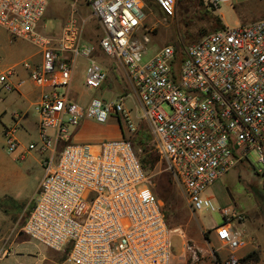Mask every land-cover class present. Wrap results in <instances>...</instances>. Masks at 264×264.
<instances>
[{
  "label": "built area",
  "instance_id": "2783aa9c",
  "mask_svg": "<svg viewBox=\"0 0 264 264\" xmlns=\"http://www.w3.org/2000/svg\"><path fill=\"white\" fill-rule=\"evenodd\" d=\"M75 5L82 0H65ZM165 18L175 16L177 0H153ZM215 8L229 0H206ZM90 15L72 12L58 35L39 31L47 0H0V27L13 39L40 49L39 64L22 63L28 79L42 89L34 106L38 118L39 152L61 143L56 163L45 162L33 208L22 232L41 246L69 249L72 264H171L170 229L163 204L150 190L145 170L132 141L126 137L98 144H71L69 130L83 120L99 124L115 116L123 131H137L134 117L146 122L155 149L193 213L219 211L223 219L213 231L227 256L210 251L215 264H240L237 251L246 240L233 228L227 208L216 209L202 193L250 153L264 166V19L245 26H225L184 48L174 69V48L162 47L142 63L149 37L137 34L146 19L144 0H86ZM94 19L102 35L103 54L118 61L133 94L114 100L91 98L86 106L69 99L74 65L86 58L85 88L102 87L106 71L92 60V47L83 39ZM0 75V86L12 90ZM65 90L59 93L58 90ZM135 101V111L127 109ZM166 103L171 113L162 105ZM135 115V116H134ZM3 130L4 148L19 147L21 120ZM36 145H29L32 150ZM193 261L198 250L187 247ZM7 251L0 253L5 255Z\"/></svg>",
  "mask_w": 264,
  "mask_h": 264
},
{
  "label": "rangeland",
  "instance_id": "374dc122",
  "mask_svg": "<svg viewBox=\"0 0 264 264\" xmlns=\"http://www.w3.org/2000/svg\"><path fill=\"white\" fill-rule=\"evenodd\" d=\"M47 1V11L41 21L42 26L39 29L44 34L58 35L72 12H75L78 16L81 15L82 18H86L90 15L86 0H82L75 5L65 0ZM145 3L146 19L137 34V37L143 34L149 37V43L146 46L142 63H145L166 45H171L173 48H176L178 45H181V47H188L198 43L205 36L225 26L234 28L249 25L264 19V0H229V2L221 4L218 8L210 6L206 0H177L175 16L173 18H165L158 10L153 0H147ZM101 35L102 31L98 22L94 19H90L84 27V41L88 44L92 43L98 45ZM21 45L28 48V52L31 54L37 51V49L28 42L19 39H11L9 35L0 28V62L2 67L12 66L14 63L21 61V56L7 55L8 53L13 54L15 49ZM86 65L87 62L85 60L81 58L77 59L70 87V100L72 99L73 101L84 103L91 97H102L103 100L108 101L117 99L122 95L133 94L128 82L124 78L122 67L119 65L118 61L114 59L112 61V67L119 85L115 98H112V90H110L111 88L108 86L93 91L87 90L84 86ZM108 83L106 84L108 85ZM64 91L65 90L62 89L58 90L59 93H63ZM9 94L11 93L4 92L3 90L0 91L1 98L6 96L4 103H0V111L4 106L8 105ZM125 106L132 112L135 111L134 100H129L125 103ZM17 109L18 106L10 105V107H7L5 114H3V116L6 117L5 121L8 120L9 114L19 112L15 111ZM162 109L166 113H171V108L166 103L162 105ZM32 112V114H34V111ZM34 115L36 116V114ZM134 122L136 123L137 131L134 133L124 131V137L130 139L134 143L136 153L142 163H144L143 165L148 177L150 190L163 204V209L168 221L167 225L171 231V264H215L214 259L210 255V251H216L219 246L218 243L216 244L212 235L214 227L223 223L219 211L192 212L185 201L182 190L173 181L171 175L166 170L165 164L158 156L155 149V138L149 125L137 117H134ZM82 123L83 128L87 131V136H90V139L84 142V144H98L104 141L116 140L113 134L119 132V128L123 127L117 122L115 116L108 117L103 124H99L93 120H83L78 127L69 130V143H75L72 138L73 132L78 129ZM34 132L23 137L21 141L25 146H28L30 143L36 145V147L31 150V154L37 158V152L39 151L38 145L40 142L38 135L36 136ZM49 135L52 137V144L55 139L50 131ZM17 136L20 137V132L17 133ZM58 155L59 153L55 154L53 158L50 157L49 153L40 155L42 157H38V160H43V157L47 159L43 160L42 169L38 164L23 161V159L21 160L17 151L14 153L7 152L4 148L3 133L1 135L0 132V181L6 188L10 189L11 192L19 193L23 197L30 195L33 193L41 177L42 170L44 171L45 162L53 160L54 163H56ZM262 171H264V166L256 162L255 154L250 153L243 165L239 164L227 174L217 179L202 193V197L211 200L216 209H224L227 207L243 209L248 213L250 219L256 222V213L260 207H264V173H261ZM36 197L37 194L35 193L29 204L27 213L24 214L23 218L18 222L17 228L10 235L12 239L14 237H17V239H28L22 230L19 231V228L25 224L33 208V200L35 201ZM10 221L11 222L8 223L12 226V224H14V219H10ZM206 233L211 235L210 241L209 238L205 236ZM9 244L10 243L7 242L3 247L0 246V253H3L5 250L7 251L5 257H7L11 251V249H9ZM28 246H30V244ZM189 246L198 250V260H192L190 252L187 249ZM22 247L25 248L27 246L25 243L20 245L19 253L22 254L24 258L27 260L29 259V261L32 258H36L35 252H27L26 249H21ZM51 251L56 252L53 250ZM56 253H60L62 260L66 259L68 261L66 264H72L68 260L67 250ZM224 253H227V251H220L219 255L224 256ZM207 258L208 260H205Z\"/></svg>",
  "mask_w": 264,
  "mask_h": 264
},
{
  "label": "crops",
  "instance_id": "0c3cea01",
  "mask_svg": "<svg viewBox=\"0 0 264 264\" xmlns=\"http://www.w3.org/2000/svg\"><path fill=\"white\" fill-rule=\"evenodd\" d=\"M80 17L82 16L80 15ZM3 31L5 30L3 29ZM5 33L7 32L5 31ZM7 35L9 34L7 33ZM9 37L12 39L10 35ZM25 42H28V41H25ZM28 43L33 45L37 49V51L31 54L28 52V48L21 45L15 49V52L13 54L12 53L7 54L8 56L9 55H17L18 57L21 56L22 57L21 61L14 63L12 66H3V67L1 66V62H0V75L10 70H12L13 72V74L8 78L9 83L12 85V90L10 92H7V93H11L9 94L10 96L8 97L9 103L7 106H4V108L0 111V132L2 135L4 128L12 126L13 124V120H12L13 113L9 114V118L7 121H5L6 117L3 116V114H5L6 112L7 107H10V105L18 106V109L15 111H19L22 117L19 122V129L16 132V138L18 137L17 140L20 144L17 149V154L18 156H20L21 160L23 159V161H28L30 163L33 162L35 164H38L43 169V166H42L43 160H47V159L43 157V160H38L37 158L42 157L40 155H44V153H49L50 157L53 158L55 154H58L61 151L62 145L61 143L56 142L54 140V142H52L51 147L48 150H46L45 152L38 151L37 152L38 157L36 158V156H32L31 150L28 149V146L31 145L32 143H30L28 146H25L23 145L21 141L23 137L28 136L29 133L34 132V131H35L34 133L36 134V136L38 135V139H39L38 118H37V115L36 116L34 115L35 112L34 114H32L33 113L32 111H34V106L37 104V102L39 101L41 97L42 89L36 87L28 79V74L22 67V63L29 62L31 65L39 64L41 62L42 55H41L40 49H38L31 42H28ZM89 45L92 47V50H93L92 60H94L107 73V79L105 83L102 85V87L108 86L109 88H111L110 90H112V94H113L112 98H115L119 85L117 83L118 79L115 75V71L112 67L113 59L108 58L107 56L103 54V52L101 51L99 47V43L98 45H95L92 43ZM81 59L85 60L88 65L89 60H87L86 58H81ZM73 73H74V70H73ZM72 80H73V74H72ZM72 80H71V83H72ZM108 80H109V83H108ZM106 83H108V85ZM70 87H71V84H70ZM70 87L67 90L68 97L70 96V93H71ZM0 91H2L1 86H0ZM90 99L85 101L84 103H81L79 101H73L72 99L71 100L82 106H86L89 103ZM100 99H102V97ZM4 100H6V96L2 98L0 97V103H4ZM128 101L129 100H127L126 102ZM49 131L51 135H54L53 130H47L48 135H49ZM19 132H20V137L17 136V133ZM86 132L87 131L83 128V123L78 129L74 130L72 138L74 139L75 144H84V142L90 139V136L88 137ZM113 135L115 139H120L125 136V132L121 128H119V132H116ZM263 151H264V145H263ZM245 162L246 161H243L239 164L243 165ZM261 173H264V171H262ZM43 174H44V171L42 170L41 177L38 180L33 193L25 197H23L19 193L11 192V190L6 188L0 181V201H2L4 204L3 209L0 208V246L3 247L5 244H7V242H9L10 243L9 249H11L10 254L7 257H5L6 254L1 256L0 264H66L68 262L66 259H63V260L61 259L60 253L52 252L51 250L41 246L40 244L36 243L30 238L17 239V237H14L12 239L10 237L13 231L17 228L18 222L23 218L24 214L27 213L29 204L33 196L38 190ZM227 209L230 211V214L234 216L237 215L240 217L239 221L233 218L231 221V225L233 226L234 229L239 231L242 237L246 240V246L238 250L236 253V255L242 261L241 264H249V263L250 264H253V263L254 264H264V207L263 208L260 207L258 212L256 213L255 215L256 222L252 221L248 213L243 209L228 208V207ZM10 219H14V224H12V226L8 223V222H11ZM22 229H23V226L19 228V231ZM206 235L210 241L211 235L209 233H206ZM212 235L215 239L216 244L217 243L219 244L216 250L218 257L221 259L225 258L227 256V253H224V256H220L219 252L227 251V250L222 247L220 242L217 241L214 231H212ZM29 240H31L32 242ZM23 243H25L27 247L25 248L22 247L21 249H26L27 252L29 251L35 252L36 258H32L29 261V259L27 260L26 258L23 257L22 254L19 253L20 245H22ZM29 244L30 246H28ZM65 250L68 251V249H65ZM251 253L256 254L257 258L255 259V261L252 258L248 260L246 259ZM28 256L32 257L30 255ZM205 260H208V258Z\"/></svg>",
  "mask_w": 264,
  "mask_h": 264
},
{
  "label": "trees",
  "instance_id": "16d2710c",
  "mask_svg": "<svg viewBox=\"0 0 264 264\" xmlns=\"http://www.w3.org/2000/svg\"><path fill=\"white\" fill-rule=\"evenodd\" d=\"M144 1H147V0H144ZM159 10V9H158ZM160 11V10H159ZM162 14V13H161ZM223 29V28H222ZM221 30V29H220ZM216 31H219V30H216ZM215 32V31H214ZM184 48L185 47H181V45H178L176 48H174V62H173V65H174V69H178L179 68V65H180V63H181V61H182V59H183V51H184ZM132 144H133V146H134V143L132 142ZM140 160V159H139ZM140 162H141V164H142V167H143V169L145 170V167H144V163H142V161L140 160ZM145 172H146V170H145ZM3 207H4V204H3V202L2 201H0V208H2L3 209ZM163 213H164V217H165V221H166V223L168 222L167 221V219H166V214H165V211H164V209H163ZM168 226V225H167ZM205 236L207 237V235L205 234ZM68 253H69V249H68ZM256 259L257 258V256H256V254L255 253H251L246 259L248 260V259ZM242 262V261H241Z\"/></svg>",
  "mask_w": 264,
  "mask_h": 264
}]
</instances>
